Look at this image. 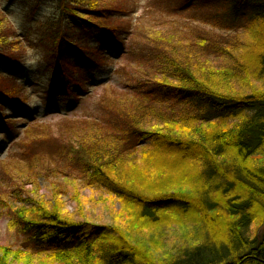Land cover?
<instances>
[{"label":"trees","instance_id":"16d2710c","mask_svg":"<svg viewBox=\"0 0 264 264\" xmlns=\"http://www.w3.org/2000/svg\"><path fill=\"white\" fill-rule=\"evenodd\" d=\"M149 2L147 46L141 56L133 46L125 52L135 70L125 88L100 97L101 116L70 122L55 170L11 166L21 185L36 189L2 203L12 226L41 248L0 245V264H264V0ZM128 3L59 0L36 41L20 37L0 8V63L21 62L39 46L48 67L79 82V63L92 69L111 60L99 34L132 31ZM193 21L215 33L199 27L192 39H177ZM26 100L18 78L0 70V105ZM49 172L60 178L50 179L48 200L38 181ZM83 188L117 200L126 225L71 218L65 196L81 206ZM175 226L190 229V243L161 258L154 244ZM149 234L159 237L152 245L143 240Z\"/></svg>","mask_w":264,"mask_h":264},{"label":"rangeland","instance_id":"374dc122","mask_svg":"<svg viewBox=\"0 0 264 264\" xmlns=\"http://www.w3.org/2000/svg\"><path fill=\"white\" fill-rule=\"evenodd\" d=\"M128 1H130L129 16L124 18L131 24L132 31L125 26L124 33L118 38L99 34L98 42L104 45L109 55L111 54V60L105 61V65L100 68L90 69L83 63L80 65L76 58L79 63L78 75L82 78L79 82L73 80L68 83L65 77L59 75L54 79L55 71L44 63L43 52L38 49L39 46L30 48L26 58L21 62L0 63L1 71L13 74L24 85L27 97L24 104L4 101L0 105V245H9L13 249L22 248V250L41 248L34 247V243L28 240V235L22 231L20 224L12 226L10 208L2 203L3 200L13 202L17 194L26 198L28 192L32 193L31 191L36 189L35 186L21 185L17 175L11 173V166L15 169L22 167L20 164L26 166L33 164L36 172L46 168L55 170L60 161L56 156L57 148L63 140L65 142L69 140L67 133L70 122H84L79 120L101 116L103 112L98 105L100 97L106 91L111 93L116 90L113 96L118 94L120 89L125 88L126 79L134 74V66L129 65L128 56H124L132 46L136 48L135 53L139 56H141L140 51L146 49L147 40L142 31L147 27L149 14L147 7L152 0ZM58 4L59 0H0V8L7 12L20 37L25 36L35 41L44 33L41 24L59 13ZM158 13L170 18L167 12L158 11ZM185 23L186 20L180 21V25ZM189 26L190 28L184 25L185 30H181L175 37L182 42L186 37L190 40L198 32L199 27L206 30L209 35L215 33L214 29L196 21ZM135 27L137 28L134 30ZM220 62L225 61L214 60L216 64ZM142 80H146L143 75ZM257 85L260 84L256 83ZM109 114L106 112L104 115L108 117ZM35 126L44 128L39 130L40 128ZM45 134L51 136L42 144H37L38 137ZM28 139L33 140L31 145L27 143ZM22 153L23 158L20 159ZM39 154L43 155L42 161ZM7 171L9 174L6 173ZM52 175L53 173L49 172L48 176H41L38 181L39 193L47 195L48 200L51 193L50 179L60 178ZM81 196V206L71 198L70 194L64 199L65 209L74 220H91L122 227L126 225L127 217L121 215L120 203L110 198L107 193L83 188ZM189 231L190 229L175 226L164 231L161 243L154 244L159 237L150 234L143 236V240L156 245L157 248L154 249L159 257L169 258L177 255L187 243H190Z\"/></svg>","mask_w":264,"mask_h":264},{"label":"bare ground","instance_id":"6f19581e","mask_svg":"<svg viewBox=\"0 0 264 264\" xmlns=\"http://www.w3.org/2000/svg\"><path fill=\"white\" fill-rule=\"evenodd\" d=\"M73 81V80H72Z\"/></svg>","mask_w":264,"mask_h":264}]
</instances>
